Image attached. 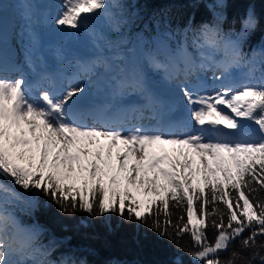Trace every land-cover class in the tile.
Listing matches in <instances>:
<instances>
[{
	"label": "snow or ice",
	"instance_id": "6c2138e0",
	"mask_svg": "<svg viewBox=\"0 0 264 264\" xmlns=\"http://www.w3.org/2000/svg\"><path fill=\"white\" fill-rule=\"evenodd\" d=\"M113 7L118 5L108 0H62L54 23L87 28L93 16L112 19ZM240 25L239 32L224 34L216 25L203 24L190 44L185 30L174 47L165 43L162 53L146 57L166 81L175 82L186 101L188 119L167 128L160 101L136 66L103 61L113 99L131 90L144 100L140 106L113 110L112 104L81 106L86 92L81 77L95 76L100 58L77 61L61 88L49 73L38 74L31 84L23 74L10 79L0 64V192L5 194L0 198V264H25L36 254L49 255L43 246L34 247L39 229L22 228L8 211L7 197L19 199L3 182L8 179L43 192L64 213L116 214L174 242L189 234L195 264H264V240L257 239L264 237V196L256 195L264 191V48L251 56L241 51V41L257 25L251 9ZM26 59L31 67L32 50ZM208 68L214 69L218 86L208 88L199 78L189 82ZM231 69L242 71L233 76ZM144 110L151 115L145 117ZM144 119L156 123L139 122ZM125 122L130 126L124 127ZM237 241L240 251H229Z\"/></svg>",
	"mask_w": 264,
	"mask_h": 264
},
{
	"label": "trees",
	"instance_id": "16d2710c",
	"mask_svg": "<svg viewBox=\"0 0 264 264\" xmlns=\"http://www.w3.org/2000/svg\"><path fill=\"white\" fill-rule=\"evenodd\" d=\"M108 2L118 7L109 9L112 19L103 15L102 24L93 29L100 43V51L115 55L119 66L128 58H141L147 73L154 80L159 78L161 71L149 66L146 59L149 54L162 53L165 43L174 47L177 40L183 39L185 30H188L190 44L192 33L203 24L216 25L224 34L237 33L240 31L241 17L246 16L249 9L253 11L257 25L241 41V51L251 56L254 50L260 52L264 48V0ZM166 34H171L172 39L169 40ZM232 38L235 39V36ZM188 50L193 51L190 46ZM158 58H162V55ZM216 59H221L218 53ZM261 59L257 56V61ZM260 67L264 68V65ZM3 182L19 195V199L7 197L11 200L6 205L8 211L22 228L39 229L34 247L43 246L49 252L46 257L36 254L35 260L27 259L25 264H35L36 260L42 259L55 261L56 264L64 259L68 260V264H195L189 254L193 251L189 234L174 242L159 237L143 224L128 222L116 214L93 217L81 211L64 213L43 192L25 190L14 185L11 179ZM256 195L264 196V191ZM4 197L5 194L0 192V198ZM172 211L179 215L178 209L173 208ZM213 235V230L209 228L208 239L212 240ZM257 239L264 240V237ZM232 250L240 251L238 241L232 244L229 251ZM228 255L229 252L223 253L225 257ZM243 255L247 257L250 253L244 252Z\"/></svg>",
	"mask_w": 264,
	"mask_h": 264
},
{
	"label": "rangeland",
	"instance_id": "374dc122",
	"mask_svg": "<svg viewBox=\"0 0 264 264\" xmlns=\"http://www.w3.org/2000/svg\"><path fill=\"white\" fill-rule=\"evenodd\" d=\"M62 0H0V46L4 50L13 51L14 64L18 68V72L14 74H6L10 79H16L21 74L25 79L31 80L36 78L37 71L48 69H62V76L58 88L66 87L67 80L73 75L74 66L77 61H93L100 58L101 63L96 67V75L92 77H81L86 92L82 102H87L91 106L95 101L101 104H112L115 108H119L125 104H133L137 106L139 102H144L141 94L135 91L127 90L123 96L113 99L109 94L107 86L108 75L105 73L103 61L106 59L112 65L117 64V57L110 53L100 51V43L95 38V26L101 25L103 14L93 16L90 25L87 28L71 29L68 26H57L54 18L57 15V7ZM39 12L42 15V25H38L35 21V14ZM5 20H10L11 27L7 28ZM31 33L32 35L30 36ZM32 50L33 65L30 67L26 59V54ZM139 50L137 53L139 54ZM217 56V54H216ZM223 53H218V58H222ZM119 66V65H118ZM121 67L130 68L136 66L143 72L146 84L149 82L156 89V98L160 101V112L163 125L167 128V120L174 121V125H179L181 121H186L189 117L186 101L182 94L176 89L174 81H166L163 73L157 80H154L141 62V58L134 60L128 58L127 62ZM59 71V70H58ZM214 69L208 68L204 71H197L193 76L189 77V82L197 83L199 78L208 88L219 85V81H213ZM233 76H239L235 70H230ZM219 75V71H216ZM90 80L92 82H90ZM150 86V85H149ZM148 86V88H149ZM208 94H212L209 92ZM94 100V102H92ZM136 103V104H135ZM163 104L168 106L167 110H163ZM100 104H96L99 106ZM102 106V105H100ZM223 107V106H218ZM225 111H230L225 109ZM151 113L145 114L149 117ZM145 125L155 124V121L144 119L139 121ZM87 123L91 124L92 121ZM137 123V122H131ZM130 124L125 122L124 127ZM137 199L144 197L137 195Z\"/></svg>",
	"mask_w": 264,
	"mask_h": 264
},
{
	"label": "bare ground",
	"instance_id": "6f19581e",
	"mask_svg": "<svg viewBox=\"0 0 264 264\" xmlns=\"http://www.w3.org/2000/svg\"><path fill=\"white\" fill-rule=\"evenodd\" d=\"M9 22H10V20H5L4 23L6 24V23H9ZM14 60L15 59H14L13 51L4 50V47L0 46V64H3L4 67L7 69L6 74H14V73L18 72V68L15 66ZM44 72H45L44 70H39V71H37L36 78H33L31 80H28V79H25V80L29 84H31L32 82H34L38 78V74L44 73ZM47 73H49V74L54 76L55 82H56V86L58 88L59 82H60V79H61V76H62V69H54V68L48 69ZM149 90L156 97V93H157L156 89L154 87H152V86H149ZM92 102H94V100H92ZM101 102L95 101V103H93L92 105L100 104V105L103 106L104 104H101ZM143 104H144V102H139V104L137 106H140V105H143ZM133 106H135V105H133V104H125V105L120 106L119 108L127 109V108H130V107H133ZM148 113H149V111L144 110V116H145V114H148ZM128 119H130L131 122H137L132 116H130ZM89 120L92 121L91 118H89L88 121ZM169 124L174 125V121H172L170 119L167 120L166 126H168Z\"/></svg>",
	"mask_w": 264,
	"mask_h": 264
}]
</instances>
